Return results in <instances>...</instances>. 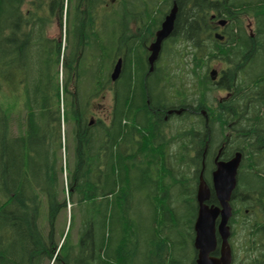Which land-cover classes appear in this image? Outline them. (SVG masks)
<instances>
[{
  "label": "trees",
  "instance_id": "trees-1",
  "mask_svg": "<svg viewBox=\"0 0 264 264\" xmlns=\"http://www.w3.org/2000/svg\"><path fill=\"white\" fill-rule=\"evenodd\" d=\"M174 1V31L150 71L136 41L155 39ZM28 2L0 0V264H196L199 176L204 164L217 204L220 149L221 159L243 153L231 264H264V0ZM56 15L74 31L73 56L47 33ZM130 16L141 35L128 37ZM109 90V114L90 117Z\"/></svg>",
  "mask_w": 264,
  "mask_h": 264
},
{
  "label": "water",
  "instance_id": "water-1",
  "mask_svg": "<svg viewBox=\"0 0 264 264\" xmlns=\"http://www.w3.org/2000/svg\"><path fill=\"white\" fill-rule=\"evenodd\" d=\"M177 12L178 6L176 1H174L170 12L166 15L161 27L157 30L154 41L149 46L151 51L149 56L150 71L154 69L164 41L174 31ZM225 23V19L219 20V25H224ZM216 37L221 40L224 38L220 33H216ZM121 69L122 58L120 57L111 74L113 81L119 78ZM218 73V69L213 68L211 70L212 78L216 79ZM181 111L175 109L169 112L181 113ZM221 154L222 149H220L215 158L216 167L212 172V187L218 201L217 204L209 203L212 189L204 178V164L199 176L197 191L198 213L194 224V246L197 250L196 264H231L233 258L230 244L232 233L230 220L233 215L231 200L238 184V171L243 153L238 151L230 159H221ZM216 252L218 253L216 254Z\"/></svg>",
  "mask_w": 264,
  "mask_h": 264
},
{
  "label": "rangeland",
  "instance_id": "rangeland-1",
  "mask_svg": "<svg viewBox=\"0 0 264 264\" xmlns=\"http://www.w3.org/2000/svg\"><path fill=\"white\" fill-rule=\"evenodd\" d=\"M31 1L33 0H29V2L26 4V8H31L33 5L31 3ZM48 1V0H45ZM114 1V0H113ZM73 11V10H72ZM57 14V13H56ZM73 16V12H71V18ZM51 24L48 26L47 28V33L50 37H55L58 39H61L62 35L66 34L67 28H68V23H69V19L67 18L66 15H64L63 18V24H61L60 19L58 18V15L54 16L52 19ZM129 20V28H130V32L131 33H137L138 30V23L136 21V19L134 17H128ZM89 59V57H88ZM163 63L164 64H169L170 62L167 61L169 60L168 57H163ZM173 66H171L172 68ZM213 67L220 69L222 66V64L220 63H214ZM59 70L61 71L60 73V77L64 78L65 77V71L64 69H62V65L60 64L59 66ZM181 86V85H179ZM9 92H11V89L9 90ZM227 93L226 91H219V93L216 94L217 97H222L225 96ZM110 94L108 93L104 98L102 99H95V101L92 103V105L90 106V111H89V116L90 117H94L95 119L98 117H103L105 118L108 115L109 109H111L112 106V101L110 100ZM66 153H64L65 155ZM69 213V212H68ZM70 221H69V214H68V219L66 220V215L63 214L60 219L58 220L57 223V229H56V234H57V238L59 239H65V236L67 234V232L69 231L70 228ZM75 229H73V227H71L70 229V234L72 235L74 241H77V236L75 233ZM63 236V237H62ZM71 237V239H72ZM62 240V241H63Z\"/></svg>",
  "mask_w": 264,
  "mask_h": 264
},
{
  "label": "flooded vegetation",
  "instance_id": "flooded-vegetation-1",
  "mask_svg": "<svg viewBox=\"0 0 264 264\" xmlns=\"http://www.w3.org/2000/svg\"><path fill=\"white\" fill-rule=\"evenodd\" d=\"M113 1V0H112ZM115 1V0H114ZM113 1V2H114ZM128 19V18H127ZM137 21V23H138V30H137V33H131V32H129L128 31V37H130L131 35H135V34H137V35H141L140 34V29H139V27H141V23H139V20H136ZM128 22H129V20H128ZM129 25V24H128ZM90 28H88L87 27V30H89ZM87 30H86V28H84V30H83V34H84V39L83 40H81V41H83V42H86V40H88V44H91L92 42H94V41H92L91 40V38H93L94 37V31L95 30H92V33L90 34L89 33V39H87L86 37H87ZM67 35H69L72 39H70V41H69V47H68V49L66 48V45H67ZM73 36H74V31H66V34H64V35H62V37H61V39H60V41L62 42V56L63 57H65V55L67 54V55H72L71 54V48L74 46L73 44H71V41H73ZM141 39H137V41H136V43H137V46H136V48L137 47H139V46H142L145 50H147V55H145V53L142 55V57L143 58H146V60L149 62V56H150V54H151V51H150V48H149V46H150V44L154 41H151V42H149L148 44H145V43H143L142 41H140ZM136 48L135 47H132L131 48V54L134 56V57H136L137 58V53H136ZM128 52H129V49H126ZM85 51H83V50H80L79 49V54H78V56H77V59H75L74 58V63H78V62H80L82 59L80 58V56H81V54H83ZM87 54H86V58H87V60L89 61V62H92V63H94L95 61V55H94V51L93 50H91V49H89L88 50V52H86ZM74 55V54H73ZM72 55V56H73ZM88 57H89V59H88ZM139 58V57H138ZM220 70V69H219ZM66 74V73H65ZM110 94V100L112 101V103H113V90H109L108 92H107V94ZM111 111V109H109V112ZM109 112H108V114H109ZM170 114H172V113H170V112H168L167 114H166V119L168 118V116L170 115ZM53 264V263H52ZM79 264H81V263H79Z\"/></svg>",
  "mask_w": 264,
  "mask_h": 264
}]
</instances>
